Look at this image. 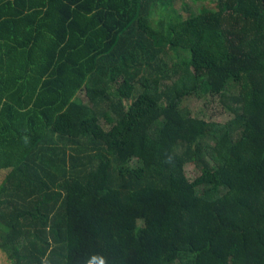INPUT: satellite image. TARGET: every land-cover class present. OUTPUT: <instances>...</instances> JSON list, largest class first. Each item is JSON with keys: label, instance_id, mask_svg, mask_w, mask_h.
<instances>
[{"label": "trees", "instance_id": "16d2710c", "mask_svg": "<svg viewBox=\"0 0 264 264\" xmlns=\"http://www.w3.org/2000/svg\"><path fill=\"white\" fill-rule=\"evenodd\" d=\"M179 1L0 0V264H264V0Z\"/></svg>", "mask_w": 264, "mask_h": 264}, {"label": "rangeland", "instance_id": "374dc122", "mask_svg": "<svg viewBox=\"0 0 264 264\" xmlns=\"http://www.w3.org/2000/svg\"><path fill=\"white\" fill-rule=\"evenodd\" d=\"M198 7L199 4H194L190 0H182L174 4L176 11L184 17H187L192 12H197ZM233 92L237 93V88L233 89ZM184 104L193 112V115L205 118L208 121L224 124L232 117L227 112H224L216 98L196 99L190 97V99L184 101ZM186 174L190 180H194L200 173L194 165L189 164L186 166ZM1 181L2 179H0Z\"/></svg>", "mask_w": 264, "mask_h": 264}]
</instances>
